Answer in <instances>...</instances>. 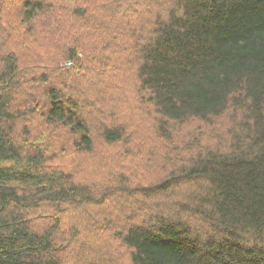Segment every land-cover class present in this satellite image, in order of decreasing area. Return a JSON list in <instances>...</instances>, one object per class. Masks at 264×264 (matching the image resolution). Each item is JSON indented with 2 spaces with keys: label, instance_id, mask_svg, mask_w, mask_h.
Returning a JSON list of instances; mask_svg holds the SVG:
<instances>
[{
  "label": "trees",
  "instance_id": "trees-1",
  "mask_svg": "<svg viewBox=\"0 0 264 264\" xmlns=\"http://www.w3.org/2000/svg\"><path fill=\"white\" fill-rule=\"evenodd\" d=\"M124 255L264 264V0H0V264Z\"/></svg>",
  "mask_w": 264,
  "mask_h": 264
},
{
  "label": "rangeland",
  "instance_id": "rangeland-1",
  "mask_svg": "<svg viewBox=\"0 0 264 264\" xmlns=\"http://www.w3.org/2000/svg\"><path fill=\"white\" fill-rule=\"evenodd\" d=\"M134 120L137 121L138 123L133 124L131 121H129L128 128L137 137L144 139L146 137H150L154 135V121L156 120H154L153 110H148L144 108L134 116ZM202 131H205V129L202 127L189 126L184 128L183 134L188 137L193 136V134L198 135L202 140H205L204 135L200 134ZM158 145H159V141H158ZM122 264H128V260L125 255Z\"/></svg>",
  "mask_w": 264,
  "mask_h": 264
}]
</instances>
